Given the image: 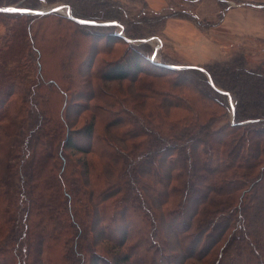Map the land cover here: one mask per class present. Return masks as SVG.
Instances as JSON below:
<instances>
[{
    "label": "trees",
    "instance_id": "obj_1",
    "mask_svg": "<svg viewBox=\"0 0 264 264\" xmlns=\"http://www.w3.org/2000/svg\"><path fill=\"white\" fill-rule=\"evenodd\" d=\"M54 14L38 16L115 26ZM54 29L67 83L34 69L30 78L18 55L0 49V264H188L201 253L213 264H264V74L239 58L173 76L167 63H144L151 53L99 57L89 33ZM194 72L209 93L190 81ZM53 85L59 110L39 93ZM229 95L232 123L220 118Z\"/></svg>",
    "mask_w": 264,
    "mask_h": 264
},
{
    "label": "rangeland",
    "instance_id": "obj_2",
    "mask_svg": "<svg viewBox=\"0 0 264 264\" xmlns=\"http://www.w3.org/2000/svg\"><path fill=\"white\" fill-rule=\"evenodd\" d=\"M19 3L8 6L16 7ZM59 5L69 6L71 12L76 9L80 14H88L99 22H114L106 25L115 26L89 30L54 16L41 17L27 13L0 15V49L10 48L12 57L18 55L23 71H28L30 78L34 69L36 77H43L48 81L58 79L60 83L70 81L61 66V58L67 54V50L62 49L60 39L57 41L58 31L54 29L60 23L66 24V27H76L85 35L89 33L90 36H87L92 40L90 47L99 45L103 48L104 52L99 57L116 59L123 53L127 56L135 53L145 56L151 53L150 58L154 62L150 64L144 58V63L176 66L172 68L175 70L171 73L173 76H183L186 73L182 71L183 66L217 69L223 63L239 58H243L250 69L264 74V31L257 33L261 28L259 23L264 24V0H59L42 2L38 9ZM254 6L258 8L254 10ZM54 13L66 17L63 10ZM108 19L115 21H107ZM29 26H32L34 35L32 40L28 33ZM114 31L122 33V38H118ZM107 37L116 42L107 44ZM69 39L70 36L67 35V40ZM108 50L113 51L110 56L106 55ZM29 52L34 54L33 63L28 60ZM87 58L88 54L79 61L83 71L86 69ZM9 59H12L9 60L12 63L14 58ZM192 75L190 81L200 86L204 93H209L203 82V75L199 72ZM105 84L113 88L119 85L118 82L108 80ZM54 88L49 90L42 87L39 93L56 100V108L59 110L63 94L59 88ZM231 97L235 107V97ZM229 102L231 103L230 98ZM224 113V116H220L222 122H234L232 109L229 111L225 108ZM215 259L212 253H201L188 264H213Z\"/></svg>",
    "mask_w": 264,
    "mask_h": 264
},
{
    "label": "water",
    "instance_id": "obj_3",
    "mask_svg": "<svg viewBox=\"0 0 264 264\" xmlns=\"http://www.w3.org/2000/svg\"><path fill=\"white\" fill-rule=\"evenodd\" d=\"M63 7L67 8L66 11V16L73 18L75 21L81 23V24H93V25H106V24H114V22H96V21H89V20H83V19H79V18H75L72 15V12L70 10L69 6L66 5H59V6H55V7H51V8H47V9H28V8H23V7H11V6H3L0 7V11L1 12H17V13H27V14H49V13H54V12H59L62 10ZM5 9H15L16 11H3ZM122 35V33H120ZM146 41H148L149 39H145ZM170 68H176V66L173 65H167ZM188 67V66H183V68ZM204 72H206L204 69H202ZM219 91L226 93L225 91L217 88ZM228 94V93H227ZM231 104H232V114L234 115V101L232 99V97L229 95Z\"/></svg>",
    "mask_w": 264,
    "mask_h": 264
},
{
    "label": "crops",
    "instance_id": "obj_4",
    "mask_svg": "<svg viewBox=\"0 0 264 264\" xmlns=\"http://www.w3.org/2000/svg\"><path fill=\"white\" fill-rule=\"evenodd\" d=\"M255 8H258V7H255V6H254V10H256ZM227 15H228V14H227ZM259 25H261V26H260L261 28H259V31H258L257 33H260V31H264V24H260V23H259ZM258 35H259V34H258ZM257 37H259V36H257Z\"/></svg>",
    "mask_w": 264,
    "mask_h": 264
},
{
    "label": "snow or ice",
    "instance_id": "obj_5",
    "mask_svg": "<svg viewBox=\"0 0 264 264\" xmlns=\"http://www.w3.org/2000/svg\"><path fill=\"white\" fill-rule=\"evenodd\" d=\"M3 11H16L15 9H5Z\"/></svg>",
    "mask_w": 264,
    "mask_h": 264
},
{
    "label": "bare ground",
    "instance_id": "obj_6",
    "mask_svg": "<svg viewBox=\"0 0 264 264\" xmlns=\"http://www.w3.org/2000/svg\"><path fill=\"white\" fill-rule=\"evenodd\" d=\"M62 10L66 12V11H67V8H66V7H63ZM153 38H154V37H153Z\"/></svg>",
    "mask_w": 264,
    "mask_h": 264
}]
</instances>
